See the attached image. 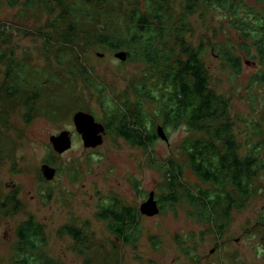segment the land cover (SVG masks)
Returning a JSON list of instances; mask_svg holds the SVG:
<instances>
[{
    "label": "rangeland",
    "instance_id": "rangeland-1",
    "mask_svg": "<svg viewBox=\"0 0 264 264\" xmlns=\"http://www.w3.org/2000/svg\"><path fill=\"white\" fill-rule=\"evenodd\" d=\"M153 1L76 0L68 10L54 7L52 12L43 0L0 2V54L5 53L0 63V264H22L16 232L31 214L45 238L31 255L38 258L41 252L52 264H264V171L253 180L245 207L229 217L218 208L211 221L201 218L199 208L182 198L184 191L218 190L195 174L183 148V141L197 133L184 124L163 125L160 101L150 97L159 94L156 67L120 60L103 43L107 35L113 42L124 38L125 45L129 32L140 30L128 13ZM167 1L169 9L154 10L165 17L163 22L150 15L152 27L176 48L175 57L186 58L181 45L176 46L186 0ZM235 1L242 18H251L246 13L253 8L264 11L260 0ZM200 5L188 17L181 38L186 46L201 48L211 89L228 102L239 153L258 149L264 159V61L228 8ZM229 52L241 58L240 70L223 59ZM143 77L145 89L140 86ZM96 86L109 106L124 100L131 107L142 103L147 129L157 131L162 125L168 141L158 136L150 149L131 145L117 133L118 120L110 126L95 99ZM79 107L108 121L109 129L95 147L77 140L59 153L50 136L63 129L75 133L72 116ZM168 160L182 172L176 181L180 200L163 204L154 215L140 212L135 243L116 237L98 218L99 207L118 202L140 210L151 192L158 202L168 192ZM43 163L57 169L52 180L42 175ZM12 193L16 196L8 195ZM66 224L82 228L79 239L65 232Z\"/></svg>",
    "mask_w": 264,
    "mask_h": 264
},
{
    "label": "trees",
    "instance_id": "trees-1",
    "mask_svg": "<svg viewBox=\"0 0 264 264\" xmlns=\"http://www.w3.org/2000/svg\"><path fill=\"white\" fill-rule=\"evenodd\" d=\"M43 1L49 8V12H52L54 7L64 11L68 10L70 4L76 0ZM87 1L97 2L100 0ZM260 1L264 2V0ZM17 3L11 2L12 6ZM202 3L228 8L246 39L251 41V45L264 61V11L260 13L254 8L250 9V6H246L247 9H250L246 16L251 18H242L235 0H186V6L180 11L178 18L182 24L178 23L176 26V34L180 37L176 46L181 45V53L185 54L186 58L175 57L176 48L168 46L166 40L163 39V32L157 34L156 29L152 27L153 21L150 15L163 22L165 17L160 13H154V10L157 6L162 7V10L164 7L169 9L170 3L167 0H154L152 6H146L144 9L138 5L133 7L128 13V18L138 24L140 27L138 30H140L139 32H129V39L125 45H123L124 38L121 41L113 42L107 35H105L103 43L114 51L126 48L128 59L156 67L160 82L157 86L159 94L158 97L153 95L150 97L160 101L158 115L163 125L177 127L184 124L190 131L197 133L196 136H191L183 141V148L189 154L190 166L195 174L205 183L217 186L218 191L200 189L198 192H193L186 189L182 198L190 205L199 208L201 218L211 221L213 213L218 208H222L225 216L229 217L234 209L245 207L252 195L253 180L264 171V159L260 157L258 149L251 148L245 155L239 153L234 126L228 115V102L222 97L223 95L211 89L210 75L202 59L201 48L194 49L191 45L186 46V42L181 38L185 33L183 27L188 22V17ZM144 10H147L148 13ZM159 10L161 9L159 8ZM162 31H164L163 28ZM244 43L248 45L247 42ZM247 52L249 53V49ZM4 55L5 53L0 54V63L3 62ZM223 59L232 62V66L236 67V70L241 69L239 56L229 52L223 54ZM81 74L87 81L86 73L81 70ZM75 76H79L78 72ZM144 82L143 77L141 87L146 84ZM93 83L95 82L93 81ZM86 85L89 88L94 86L90 81L86 82ZM95 89L97 90L95 99L109 120L110 126L118 120L120 125L117 126V133L135 147L150 149L158 138V134L156 129L153 131L147 129L146 124L149 119L143 104L139 102L138 105L131 107L128 100H124L116 106L115 104L109 106L105 103L108 98L103 96L104 92L98 90L100 89L98 86ZM139 95L142 98L147 97L145 90H140ZM78 109L80 110L81 107ZM106 122L108 123V121ZM181 174L178 164L173 160H168L165 170L167 178L165 189L168 192L159 197L160 208L163 204H175L180 200L177 195L176 181ZM8 195L16 196L15 193ZM112 203L114 202L99 207L98 218L107 222L108 229L116 237L127 243H135L139 229L140 210L130 205ZM35 218L31 214L17 227L18 251L24 254L20 261L22 264H52V260L41 252H39L38 258H33L31 255V253L39 251L40 243H45V238L41 236L42 227ZM64 229L74 239H79L82 233V228L76 225L66 224Z\"/></svg>",
    "mask_w": 264,
    "mask_h": 264
},
{
    "label": "water",
    "instance_id": "water-1",
    "mask_svg": "<svg viewBox=\"0 0 264 264\" xmlns=\"http://www.w3.org/2000/svg\"><path fill=\"white\" fill-rule=\"evenodd\" d=\"M115 56L120 60L128 58L127 51L125 50L116 51ZM73 120L77 131L82 135L85 147H95L102 143L105 127L102 123L97 122L92 114L79 110L73 115ZM157 134L160 138L168 141V134L162 125L157 127ZM50 142H52L57 152L63 153L72 145L70 131L64 130L59 134L51 135ZM56 171L57 169L49 163H43L41 166L42 175L47 180H52L56 175ZM140 212L148 215H154L160 212V206L155 199L154 192H151L147 201L142 204Z\"/></svg>",
    "mask_w": 264,
    "mask_h": 264
},
{
    "label": "flooded vegetation",
    "instance_id": "flooded-vegetation-1",
    "mask_svg": "<svg viewBox=\"0 0 264 264\" xmlns=\"http://www.w3.org/2000/svg\"><path fill=\"white\" fill-rule=\"evenodd\" d=\"M79 111V110H78ZM82 111V110H81ZM85 111V110H84ZM76 113V112H75ZM74 113V114H75ZM88 113H90V114H92L93 116H94V119L97 121V122H99V123H102L103 125H104V131H103V135H105L106 133H107V130L109 129V123H107L105 120H102V119H100L99 118V116L96 114V113H94V112H92V111H88ZM73 114V115H74ZM72 118H73V116H72ZM74 126H75V124H74ZM64 130H69L70 131V135H71V142H76L77 140L79 141V142H84V140H83V138H82V135L77 131V129H76V127H75V133H73L72 132V130H70V129H63V130H61L60 132H62V131H64ZM60 132H58L57 134H59ZM123 137V136H122ZM124 138V137H123ZM125 139V138H124ZM126 140V139H125Z\"/></svg>",
    "mask_w": 264,
    "mask_h": 264
}]
</instances>
